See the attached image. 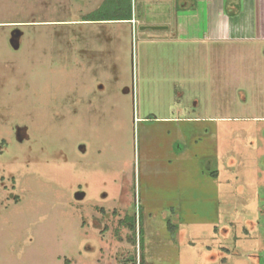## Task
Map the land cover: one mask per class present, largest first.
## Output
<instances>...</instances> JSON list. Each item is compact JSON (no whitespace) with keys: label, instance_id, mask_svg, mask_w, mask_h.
Returning a JSON list of instances; mask_svg holds the SVG:
<instances>
[{"label":"rangeland","instance_id":"1","mask_svg":"<svg viewBox=\"0 0 264 264\" xmlns=\"http://www.w3.org/2000/svg\"><path fill=\"white\" fill-rule=\"evenodd\" d=\"M104 1L0 0V264H264V54Z\"/></svg>","mask_w":264,"mask_h":264},{"label":"crops","instance_id":"2","mask_svg":"<svg viewBox=\"0 0 264 264\" xmlns=\"http://www.w3.org/2000/svg\"><path fill=\"white\" fill-rule=\"evenodd\" d=\"M134 3L142 11L137 16L132 13L130 19L77 21L90 25L129 24L131 28L136 23L140 25L141 35L148 34L150 40L157 37L161 42L189 41L205 45L235 42L254 46L242 51L264 54V0H131V10ZM145 16L154 19L147 22ZM151 26L161 28L151 29ZM165 118L181 122L190 119L161 117ZM79 148L85 149L83 144Z\"/></svg>","mask_w":264,"mask_h":264},{"label":"trees","instance_id":"3","mask_svg":"<svg viewBox=\"0 0 264 264\" xmlns=\"http://www.w3.org/2000/svg\"><path fill=\"white\" fill-rule=\"evenodd\" d=\"M106 1V0H105ZM104 1V2H105ZM113 7L116 8L115 11L113 9L111 11H107V9H104L103 12L101 10L98 12H94L92 14L86 15L83 20L86 21H94V20H121V19H130L132 16V10H131V0H113ZM124 223L129 227L130 230L134 232L135 230V221L132 219V217L126 216L123 219ZM173 230V229H172ZM143 233L144 230L142 227L139 228V241L140 246L143 247ZM131 241H134V239L131 238ZM132 262L130 264H136L135 261H133V258H130ZM138 264H145L144 259H139Z\"/></svg>","mask_w":264,"mask_h":264},{"label":"flooded vegetation","instance_id":"4","mask_svg":"<svg viewBox=\"0 0 264 264\" xmlns=\"http://www.w3.org/2000/svg\"><path fill=\"white\" fill-rule=\"evenodd\" d=\"M0 152H1V148H0ZM234 161V160H233ZM76 196L78 197V198H82L83 197V193L81 192V191H78V193L76 194ZM252 225H254V224H252Z\"/></svg>","mask_w":264,"mask_h":264},{"label":"water","instance_id":"5","mask_svg":"<svg viewBox=\"0 0 264 264\" xmlns=\"http://www.w3.org/2000/svg\"><path fill=\"white\" fill-rule=\"evenodd\" d=\"M161 26H151V29H160Z\"/></svg>","mask_w":264,"mask_h":264}]
</instances>
